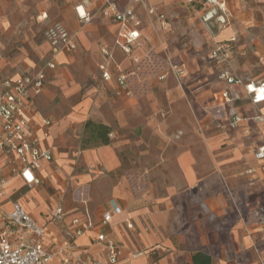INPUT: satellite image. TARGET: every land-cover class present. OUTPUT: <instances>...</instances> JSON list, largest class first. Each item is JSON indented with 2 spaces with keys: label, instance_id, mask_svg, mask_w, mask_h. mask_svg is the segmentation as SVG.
Wrapping results in <instances>:
<instances>
[{
  "label": "crops",
  "instance_id": "crops-1",
  "mask_svg": "<svg viewBox=\"0 0 264 264\" xmlns=\"http://www.w3.org/2000/svg\"><path fill=\"white\" fill-rule=\"evenodd\" d=\"M224 1L226 12L206 24L208 12L198 2L133 5L140 37L127 53L116 45L122 28L105 14L104 0H0V75L38 71L49 58L44 31L53 22L77 34L78 43L76 52L57 58L28 109L42 148L53 155L36 172L39 185L27 186L0 158L8 179L0 236L22 238L6 221L19 202L46 227L49 249L68 239L73 220L90 225L51 264L106 261L101 233L119 246L118 264H194L196 253L214 264H264V164L254 155L264 143V102L253 103L246 89L264 83V0ZM129 2L117 0L121 10ZM233 38L228 69L241 83L228 85L219 78L226 66L210 51L215 42ZM107 64L109 80L100 69ZM121 75L128 76L126 87L118 82ZM228 89L230 102L222 97ZM235 118L240 121L232 127ZM45 119L51 121L48 137ZM89 122L111 127L108 144L79 149L81 134L91 135ZM125 171L146 178V188L138 177L130 187ZM80 187L89 188L85 199L74 196ZM19 189L24 193L16 199ZM59 207L64 213L53 220ZM114 207L119 212L101 226Z\"/></svg>",
  "mask_w": 264,
  "mask_h": 264
},
{
  "label": "built area",
  "instance_id": "built-area-1",
  "mask_svg": "<svg viewBox=\"0 0 264 264\" xmlns=\"http://www.w3.org/2000/svg\"><path fill=\"white\" fill-rule=\"evenodd\" d=\"M190 3L198 2L206 12L217 10V13H225L224 0H187ZM144 0H130L128 6L121 10L117 4V0H104L105 14L113 17L114 21L122 28L116 45L125 52L131 51V45L140 37L137 28L140 27L141 21L138 18L133 5L142 4ZM81 7L77 8L78 15L81 20L88 22L89 15L85 10L80 12ZM150 13H154L153 10ZM163 18V16L161 17ZM202 22L206 24L202 18ZM44 39L49 44V58L44 62L42 67L36 72H25L17 69L16 73L11 76L0 75V158H5L6 166L10 173L20 174L25 183L30 188L39 185V179L36 172L42 169L43 165L49 163L53 159L52 153L42 148L39 138L36 135L35 128L28 116V109L34 99L39 96L45 86L47 80V72L56 68V60L61 54H71L77 51V34L70 32L62 22H53L44 31ZM233 38L229 42H215L210 51V58L226 67L219 74V78L224 80L228 85L241 83L232 75L228 69L231 59ZM103 54L109 56L106 48L102 49ZM108 65H101L105 80L111 79L108 71ZM175 69L174 66L170 65ZM183 73L182 71H178ZM166 75H160L159 79L164 80ZM127 75H121L118 78L120 85L127 86ZM248 94L252 96L253 103L264 102V83L258 85H246ZM263 93V96H260ZM222 97L230 102L232 94L230 89L223 92ZM240 119L235 118L231 122V126L235 127ZM45 133L48 137V128L51 121L45 119L43 121ZM255 158L264 164V143L255 150ZM138 182H141L142 188H146V178L144 181L137 176ZM128 176V175H127ZM133 172L129 173L128 181L130 187L136 186ZM8 179L0 173V207L2 199L5 195V187ZM133 189V188H132ZM119 209L114 207L112 210L104 213L100 225L109 224L112 216L118 213ZM64 211L61 207L57 208L52 215V219H58L63 215ZM6 221L9 225L16 226L22 233L19 241H10L6 235L0 236V264H51L53 259L62 255L66 249H71V240L81 237L90 225L82 224L80 220H73L75 229L67 233L68 239L60 247L47 248L44 244L46 236V227L40 226L31 214L19 203L15 202L13 210L6 215ZM261 222L264 223V215L261 216ZM131 227V226H130ZM99 243L107 244L108 257L106 261H78L76 263L65 262L64 264H118L121 257L119 246L113 241H108L106 236L101 233L98 236Z\"/></svg>",
  "mask_w": 264,
  "mask_h": 264
},
{
  "label": "trees",
  "instance_id": "trees-1",
  "mask_svg": "<svg viewBox=\"0 0 264 264\" xmlns=\"http://www.w3.org/2000/svg\"><path fill=\"white\" fill-rule=\"evenodd\" d=\"M90 136L94 138L95 145L108 144L110 142L111 127L104 123L87 124ZM194 264H214L212 258L204 253H196L193 256Z\"/></svg>",
  "mask_w": 264,
  "mask_h": 264
},
{
  "label": "rangeland",
  "instance_id": "rangeland-1",
  "mask_svg": "<svg viewBox=\"0 0 264 264\" xmlns=\"http://www.w3.org/2000/svg\"><path fill=\"white\" fill-rule=\"evenodd\" d=\"M86 84L87 85H92L93 84V82H92V79L90 78V79H88V81H86ZM94 144V141H92V140H90V136H89V134L88 133H86L85 131L81 134V137L79 138V140H78V147H79V149H84V148H86V147H90V146H92ZM82 156H81V153H80V151L78 150V154L76 155V157L74 158V164H76V166H78L77 164H79L80 162H81V158ZM132 171V170H131ZM77 172V169H76V167L74 168V171H73V173H76ZM128 173H132V172H123V176L125 177V178H127L128 179V176H127V174ZM150 180V179H149ZM40 189V188H39ZM39 189H38V191H39ZM46 189V191L47 192H49L50 194H53L55 191H54V188H52V187H49V188H45ZM31 190V189H30ZM23 193H24V191L22 190V189H19L18 191H16L15 192V194H14V197L16 198V199H20L21 197H22V195H23ZM74 196H75V198H80L81 197V199H85L86 197H88L89 196V188L88 187H84V188H82V187H80V188H78L77 190H75L74 191Z\"/></svg>",
  "mask_w": 264,
  "mask_h": 264
},
{
  "label": "water",
  "instance_id": "water-1",
  "mask_svg": "<svg viewBox=\"0 0 264 264\" xmlns=\"http://www.w3.org/2000/svg\"><path fill=\"white\" fill-rule=\"evenodd\" d=\"M216 15H217V10H215V9L211 10L210 12H208V13L205 15V17H204L205 22L210 21V20L213 19L214 16H216Z\"/></svg>",
  "mask_w": 264,
  "mask_h": 264
},
{
  "label": "bare ground",
  "instance_id": "bare-ground-1",
  "mask_svg": "<svg viewBox=\"0 0 264 264\" xmlns=\"http://www.w3.org/2000/svg\"><path fill=\"white\" fill-rule=\"evenodd\" d=\"M260 96H263V93H260Z\"/></svg>",
  "mask_w": 264,
  "mask_h": 264
}]
</instances>
